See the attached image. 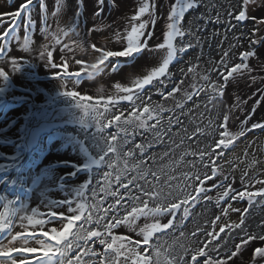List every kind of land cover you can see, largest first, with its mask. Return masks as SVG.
I'll use <instances>...</instances> for the list:
<instances>
[{"label":"rangeland","instance_id":"374dc122","mask_svg":"<svg viewBox=\"0 0 264 264\" xmlns=\"http://www.w3.org/2000/svg\"><path fill=\"white\" fill-rule=\"evenodd\" d=\"M70 1L71 2H69V0H45V1L32 0V3L28 5V8L30 10L29 14L32 17V21L33 24L35 25V28L37 27V23L36 21H34V18H36L37 13H39V23L42 25V31H40L38 35V37L39 36L41 37L39 41L41 49L43 50L45 46L49 47L50 45L53 47L55 43L56 33H53L52 31L53 30L56 31V29L59 27V24H61L59 29H63L67 31L68 35H70V37L67 38L66 44H68V48H71L72 51H69L68 49V51L65 54H63V51H60V54H58V52L55 51L56 60L61 59L60 60L61 62L52 61V63L57 64V68L53 69L49 65V71L47 70V72L45 69H35V66L38 67V65L34 64L35 59L21 57L26 62L17 63L20 66L19 70L20 69L22 70L23 68L34 69L33 81L36 82H33L31 85L24 80L26 84H23L22 86L18 85L20 88L27 90V93H24L25 90L22 89L19 90L17 84L20 83H18L17 81H13V79H11L10 84L4 85L0 83V88L3 87L4 91L9 95L11 99L15 100V96H19L16 97L17 99L24 97V100L23 102H21L22 104L20 105L16 104V102H19L21 99L16 100V102L15 101L8 102L10 98L5 94L3 95L2 98L7 99V102H4V99L0 98V137L4 140L9 139V136L5 135L3 129L11 127L18 119V117L21 119L22 117L26 116V114L28 113V109H30L31 107L27 101L32 100V102H34V97L33 99H31L29 96H32L31 92L33 93L36 92L35 87L38 86V84L43 85L42 82H45L47 84L46 87L48 88H45L46 90L53 89V91L55 92V95H53L54 99L48 98L44 101V103L54 102L56 100L59 101L62 100L64 96L63 93L65 91H77L81 97L90 96L92 98L91 101H82V102L91 103V104L99 103V111H103L102 117L105 120V122L99 124V126L104 129L103 132H99L97 130V125L94 126L90 124V126H85L86 128L83 127L84 133L81 134L83 140H85L88 135L90 136L89 141L86 140L91 144L90 153H93V155L97 157L99 160L101 156H104V159L100 160L101 164L94 169V179L92 178V184H91L92 186L91 185L90 186L91 188H95L97 194L95 198H92L91 192L88 193L89 203H96L98 201H103V207L106 208L109 203L113 202L114 198L111 196H106L105 192H101L99 191V189L104 187V182H103L104 172L112 173V177H110V179L112 180V190H116L117 188H119V185H116L114 182L116 169H110L107 167L108 160L110 158L114 159L115 154L108 153V155H104V152L101 150L102 148L106 147L104 140L101 139L100 147H96L91 138L93 134H95L96 136H107L111 133H116L118 131L115 125L120 122L114 121L112 127H106V118H114L116 115H120L121 121H123L124 119L130 116V111L125 109V107H128L130 105L125 106L124 102L129 103V101L126 100H119V103L116 106H113V104L111 103H107L111 98L117 96L122 97L126 95V93H118L115 88V85L119 83L122 86H131L133 79L137 77H143L148 73L149 70L158 66L162 62L164 51L163 50L160 51L157 50L155 52L145 51L144 53L140 54L138 57H140L141 55L144 56L146 60L148 59L147 60L148 63L138 64L137 67L134 68L131 67V63H127L126 64L127 75H121V77H116L115 80L112 79V75L114 73H112L110 69H106L101 75L97 77L103 83L102 86L99 85L95 86L93 84L89 86L86 85L84 87L77 86L74 83V78H73V81H70L71 87L68 86L62 87V83L60 82L59 77L64 74L63 59L64 58L68 59L69 58L67 57L68 54L73 60L69 62L68 72L80 71L82 76L81 80L87 79V71H86L87 65L91 62H94L95 58L99 55V53H96L91 49V46L90 48L88 47L89 45H91V43H93V41L90 40L89 37L82 36L79 39H77L74 37V35H71V33L69 32V29L74 24L71 22L73 20L71 17L72 15L70 14H72V12H74L75 10V4L72 3V0ZM42 2L44 4V8H46V12L44 11V9L41 8ZM168 2H171V4ZM25 3H27V0H0V21H2V23H0V30L2 31V33L1 31L0 33L3 34L4 33L3 30H5L6 28L7 30L14 29L16 22L20 26L23 24L21 29L19 27V29L14 33L10 32L9 36L5 38L8 41L9 38L12 39V37L14 36H17L18 39H22L23 42L19 43V46L21 52L23 53H27L23 50V45H24L23 43L25 40V36L27 34L29 33L31 34L30 49L33 46V43L37 42L36 35L34 33V28L26 29L24 27V25L27 23V16L25 15V12H21V16L16 19L15 24L12 22V17L8 19V17L5 18L3 14L5 13L8 14L9 16H12L11 14L16 11H19L21 9V6L24 5ZM58 3L62 5L61 7H59L60 8L59 13H58L59 10ZM166 3L170 4V5H166L167 8L170 9V7L175 3V0H165V4ZM98 5L100 6V8L102 7V5H100L99 3ZM215 7L217 11L213 10V8ZM256 7H257L256 12H253L254 8ZM241 10H246L249 19L244 21H236L234 17L238 15ZM188 11H189L188 14L183 18L182 27L187 31H190L192 35L186 34L183 37V41L184 42L191 41V43L195 46L187 49L181 56L178 57L177 60L173 61L172 64H170L172 65L171 69L169 68L170 70L169 72L171 73V77H170L171 82L167 84V88L163 89L165 92L172 89V87L179 80L178 77L183 71L187 72L186 69H188L189 66L192 64L194 58H197L199 60L201 59L203 53L208 54L209 46L215 47L214 48L215 51H213L212 48L210 49L209 58H211L215 54L221 56L225 51L228 52V56L235 55V57L236 56L238 57L241 56L243 52L249 51V47H246L245 50L240 51L238 53L242 45H246V44L250 46L264 45V23L260 22L264 20V0H256L255 3H250L249 5H247L246 9L243 0H202L199 7L195 9H189ZM137 13L138 11H135V14L129 12V14H125V15L122 14L119 17L117 23L121 24L119 27V31L121 33L120 38L105 35L99 37L98 40H95L93 44H95L96 46L102 45L100 46V48H104L107 50H122L126 44V39L124 37L126 36V33L130 31L128 29V27L130 26V22L129 20L126 19L128 17L129 19H131L133 16L137 15ZM230 13L231 16L229 15ZM45 15L47 16V20H45L44 18ZM165 26L166 24L163 22L161 24V27L164 28ZM45 29H47L48 35H45ZM60 33L63 34L62 32ZM197 38H199L200 41L199 44L196 43ZM252 40H256L258 41V43L253 44L251 42ZM176 42L178 45L181 44V38L178 37ZM110 44L113 45V49H109ZM236 44L237 47H235ZM0 46H3V42H0ZM114 46H116L117 48H115ZM62 47L60 48V50L62 49ZM75 48L78 49L80 53H83V56H81L80 59H75L74 55L72 54ZM84 49L87 50L91 49L92 51L88 52ZM120 59L124 60V58H120ZM75 60H80L82 63L75 64L74 63ZM263 60H264L263 56H258L257 62H262ZM5 62H7V60H5ZM199 64H203V62L199 60ZM122 66H124L123 63L121 64L120 68ZM258 70L259 68L255 69V72H258ZM206 75L209 77V79L207 81L205 80L201 81L204 82L203 91H199L196 94H193L191 100H187V98L184 97L180 99V97H177L175 95L174 97L170 96L167 100H164L160 95H157L155 97L154 96L155 92H153L150 94L151 100L145 99L144 104L141 105V110L143 106H151L154 105L155 103L162 104L165 108L173 109L172 112L166 111L161 114L163 117L162 124L164 126V131L166 133L163 136V141H164L163 144L155 143L154 137L151 132L145 133L142 129H138L135 132H133V125L124 126L128 129V133H129L128 139L131 141L132 137L135 136L134 143H142L145 139L148 141H153V147L148 150V153L145 154L144 159L147 160V164L151 166L153 171H156L160 174L161 179L157 187L164 186L166 182H168L169 176H175L177 178L175 180L170 181L172 185H176L177 183H180L181 186L183 187L185 182L183 175L184 173L192 174L195 172H200V173H208L210 175L211 169L215 167L218 173L217 177H215L212 180H208L205 183L204 187L211 188L213 184H218L221 179V174H223L229 177V181L232 183V187L237 190H241L244 188L245 185H247V190L258 191L261 188H264V184L255 183L256 180H264V129L247 131L243 136L237 137L229 145V148L224 151L223 156H218L214 154L212 158H209V156L207 155L208 152L212 151V148L209 147V145H212L214 147L215 143L218 142V140L221 138L225 139V142H227L228 137H221L219 135V133L223 131V129H221L219 125L222 123V118L225 114L229 115L230 114L229 112H232V115L236 116L238 110L237 105L240 104V101L237 102L236 99L232 98L231 100L232 104H229L228 102H226L225 96L223 97L217 96V98L210 99V97L216 94L212 92L209 85L212 83H216L219 85L224 83V81L219 76H215V77L213 76L212 78L211 74H206ZM249 77L260 80L264 78V73L263 74L253 73ZM238 78H241V76ZM231 80H230V85H231ZM52 86L54 88H52ZM12 87L16 88L21 92L23 91V94L17 93L15 90L12 89ZM8 88H10L11 91ZM196 88H198V86H196ZM1 95L2 94H0V96ZM68 99H72V98L69 97ZM171 99H173V102L169 101ZM66 101H67L66 103H70V104H72L71 102L75 103L74 100L73 101L66 100ZM177 101L183 102L184 107L183 108L176 107ZM259 102L263 103L264 98ZM137 103H139V101ZM230 106L232 107L229 108ZM105 107H107L109 111H105ZM252 110L253 107H249L247 109H244V112L245 111L248 112ZM89 115L91 116V114ZM251 115H253L252 112L249 115H247V117ZM98 116L100 118L101 115ZM169 116L172 117L173 121H175L176 118L179 117V120L182 122L181 124H173L170 131L168 130V119H167ZM209 121H211V124L209 123ZM152 123H155V121H149V124ZM260 123H264V121H260ZM228 129L232 133H237L241 130V127L240 125H234L233 127ZM85 133L87 136L84 135ZM123 138H124V133L121 132L120 139H118L117 141H111V140L108 141V143H116L118 150L121 154V160L117 162V167L123 166V160L126 158L124 156V153L127 152L128 150L133 149V142H129L125 145L123 144ZM60 148L61 147L58 144H54L52 146V149H55L56 151H58V149ZM1 150L6 157V153H7L6 150L4 148H2ZM136 151L139 152L138 149ZM201 151L205 153L203 162L200 161V157H199V153ZM219 151L220 150L217 149V152ZM164 152H167L168 155L164 156L163 159H161V155ZM186 152L188 153L195 152L197 153V155L196 156L184 155ZM64 154L54 156L48 162H43L41 165L44 167V169H49L53 172L58 173V170H60V167H62L61 165H69L75 163V161L70 156V154H67L66 151L64 152ZM149 154H154L155 163H153L151 159H148ZM2 155L3 154H0V157H2ZM5 157L2 160L0 159V171L4 170V165L1 163H5ZM37 157H38V153L33 151L29 153L28 156L24 155L22 159L26 160L27 162H31L32 159H35ZM182 157L183 159H181ZM213 160L215 161L214 164H213ZM192 161H195V167H192L190 163ZM133 162L134 161H129L130 164ZM205 164H207L208 167H204ZM231 167L234 168L233 171H230ZM10 171L13 172L12 170ZM25 171L26 170L24 169V171L20 174V181L18 183V186L23 185V188L21 190L30 193L32 191V187L31 184L27 183L26 181ZM36 171L38 172V169L36 170L35 168H32L30 174L35 175ZM134 174L135 173H132V175ZM63 178H66V174H60V176H53L51 181H49L47 184L42 185L41 191L46 193L53 191V188L55 187H59V191H63L65 195L68 194L74 195L76 191H73L72 189L68 188L67 182H66L67 187L66 188L63 187L64 186L63 184H65L63 182ZM129 178L131 177L129 176ZM242 178L244 179V184L241 183ZM148 179L152 180L153 183H156L155 178L152 177L151 175L148 176ZM97 181H99V183H97ZM8 182L9 179H4V177L3 179H0V203H2V200L5 197L3 209L8 205L9 202L13 204V201L16 200L15 196L13 197L7 196L9 195ZM139 183L143 185L144 181H139ZM187 183H192V181H187ZM144 186L146 188L151 187V185H144ZM194 187L188 189L191 192H193ZM25 189H27L28 191H26ZM164 190L168 191L169 189L165 187ZM222 190H223L222 188L221 189L212 188L211 191H208L206 194L201 193V196H205V195L211 196L212 199L211 200L201 199L199 203H195L193 201V203H195V207H192L191 204H189L188 207L190 208V215L188 219L185 221L182 228H177L176 223H174L172 229H168L164 233H157L156 236L153 237L154 241L157 239V237L159 238V244L163 246L161 248L162 252L164 251V249L168 248L169 246H172V251L171 253H169L170 255L182 254L184 249L180 247L181 244L184 245V248H188V249L202 248L205 243H207L209 240L212 239L211 237L207 236L208 232H213L214 235L219 233L218 239L213 240L212 243L208 244V248L205 249V251L208 252V254L211 253L210 250L214 246L218 247L220 242H223V245H225L228 242L229 239L228 237L239 232L240 237H237L238 240L236 244L231 245V249H233V247L235 246V250H236V245L242 244V237H243L242 229H246L248 233H254L257 235L264 234V197H256L255 202L252 203L250 206L247 199L232 200L230 193L229 197L224 198L221 201L220 206L218 207L216 205V199ZM121 191L123 190L121 189ZM197 199L200 198L198 197ZM52 200L56 201L57 199L53 198ZM229 203H231L232 209H240V211H232V209H228L227 216L223 215L222 209L226 208ZM25 204H26V200L24 199V202L23 204H21V207H23ZM245 209H247V214L243 216L244 224L239 229L230 230L227 227V225L239 224ZM50 210L55 211L53 209H47L46 211H44L45 214ZM56 212L59 215L63 211H60V213L58 211ZM64 212H66V210H64ZM85 215H87V213ZM93 215L95 216L96 213L93 212ZM111 215H114V213H110V216ZM121 215H123L122 212ZM217 215L220 216L219 221L215 220V217ZM179 219L180 216L178 214L177 221ZM167 220L168 217L166 218L165 221H162V223H166ZM80 221H81L80 225H82L84 221L83 220ZM213 222H215L214 227H213ZM222 226L225 227L224 233L219 232V229ZM28 230L36 231V232L39 231V229L36 228L33 229L32 227L29 226H28ZM181 231L184 232V236L180 235ZM230 231H231V235H229ZM193 232H197V235L193 236L192 235ZM128 236H131L133 239H142L141 237H136L134 235H128ZM37 247H39V245H37ZM100 247L101 246L99 244L96 245L97 249H99ZM228 253L230 252L223 250L220 257L224 258L228 255ZM185 259H188V257H185ZM198 259L203 261L205 257H200ZM216 260L218 261V258H216Z\"/></svg>","mask_w":264,"mask_h":264},{"label":"snow or ice","instance_id":"6c2138e0","mask_svg":"<svg viewBox=\"0 0 264 264\" xmlns=\"http://www.w3.org/2000/svg\"><path fill=\"white\" fill-rule=\"evenodd\" d=\"M201 2L202 0H175V3L170 7V13L167 17V31L164 34L163 41L158 45L150 47L148 43L153 36V32L148 31L149 23L154 26L157 20L155 16V0H144L139 7L137 15L131 18L133 21L140 22L138 24H133L130 31L126 33L124 37L126 39V44L122 50H107L97 47L95 44L91 45V49L99 53V55L95 58L94 62L87 65V79L90 80L101 75L106 69H110L112 73L117 72L122 63H131L145 51H164L162 62L149 70L143 77L133 79L131 86H122L119 83L115 85L118 93H126V95L111 98L107 103L116 106L119 100L130 102V116L128 118L123 121H121L120 115H116L114 118H106V127H112L114 121L120 122L115 125L118 131L107 136H96L93 134L91 138L96 147H100L101 139L104 140L106 147L101 149L104 155H108V153L115 154L114 159L110 158L108 160L107 167L116 169L114 182L116 185H119V188L112 190V180L110 179L112 173L104 172V187L100 188L99 191L105 192L106 196H111L114 200L109 203L106 208L103 207V201L89 203L88 193L91 192L92 198H95L97 194L95 188H89V185L92 184V178H90L88 182L78 188L75 193L78 198L77 207H73L74 201L72 199H65L52 204L53 208L66 207V212L72 213V215L64 213L58 215L56 211L50 210L47 213L48 217L52 218V220H58L60 224L59 228L52 227L50 231L44 230L45 224L48 223V221L44 219H34L36 213L33 212L31 215L23 216L21 219L27 220L28 225L33 229L39 226V231H29L28 226L22 223L21 227L24 228V231L14 233L12 231L13 220L9 215L8 207H5L4 212L0 213V233H6V235L0 237V258H3L0 259V264H227L226 260H213L208 252L205 251V249L208 248V244L218 239L219 233L214 235L213 232H208L207 236L212 239L205 243L202 248L188 249L184 248V245L181 244L180 247L184 249V251L182 254L178 255L169 254L172 251V246H169L162 252L161 248L163 246L159 244V238L157 237L154 241L153 237H155L157 233H164L166 230L172 229L174 223H176L177 228H182L190 215V208L188 205L191 204L192 207H195V203H199L201 199L211 200V196H201V193L206 194L208 191H211L212 188L223 189L216 199V205L218 207L224 198L229 197L230 193L232 200L247 199L251 206V204L255 202L256 197H264V188L258 191H249L247 190V185H245L243 189L237 190L232 187L229 177L223 174H221V179L218 184H213L211 188H206L204 187L205 183L218 175L215 167L211 169L210 175L200 172L192 174L184 173L185 182L183 187L180 183L176 185L170 183V181L177 179L175 176H169L168 182H166L164 186L157 187L161 179L160 174L153 171L151 166L147 164V160L144 159L145 154L153 147V141L145 139L142 143H134L135 136H133L130 141L128 139V129L124 127L133 125V132L138 129H142L145 133L151 132L155 143L163 144V136L166 133L162 124L163 117L161 114L166 111L172 112L173 109L165 108L162 104L155 103L151 106H143L141 110V105L144 104L145 99L151 100L150 94L153 92L159 94L164 100H167L170 96L174 97L176 92L181 91L179 84H183V80L167 92L163 89L167 88V84L171 82V73L169 72L170 64L177 60L187 49L195 46L191 41H183V37L186 34L192 35V33L182 27V21L185 13L189 9L199 7ZM255 2L256 0H243L245 9L247 5ZM31 3L32 0H27V3L22 5L19 11L11 14L14 24L16 19L21 16V12H25L27 23L24 27L26 29L35 27L28 8V5ZM103 3L104 0H99L100 5H103ZM61 6L62 5L58 3V8ZM41 8L46 12L43 2L41 3ZM145 15L148 16V20L142 21L140 18ZM229 15L231 16V13ZM44 18L47 20L46 15ZM234 19L236 21H244L249 19V17L247 16L246 10H241ZM260 22L264 23V20ZM0 23H2V21H0ZM19 27V24H15L14 29H9L5 31L3 35H0V42H3V46H0V54H4L8 48L9 41L5 38L9 36L10 32L17 31ZM59 31L65 36L68 35V32L63 29ZM72 31H75V29L73 28ZM45 35H48L47 29H45ZM120 35V33H117V38H120ZM177 37L181 38V44L179 45L176 42ZM251 42L253 44L258 43L256 40H252ZM30 43L31 34L29 33L25 36L24 40L23 50L25 52L31 51ZM55 43H61L58 36L55 38ZM196 43H200L199 38H197ZM63 48H68V45H63L61 50H63ZM69 51H72V49L69 48ZM52 55L53 53L48 50L47 46L40 52V58L42 60L46 59L50 67L55 69L57 68V64L51 63ZM256 55L257 53L251 50L243 52L240 56L241 63L231 67L226 75L223 71L216 69L219 71V75L223 78L224 83L219 85L212 83L209 85L212 92L216 94L210 97V99L217 98V96L223 97L224 89L230 78L236 79L245 75V70L250 73L251 68L246 61L249 57H255ZM227 57L228 52L225 51L219 62L224 68L228 67ZM120 58H124V60ZM71 61L72 58L69 57L63 63L64 74L59 77L62 87H67V83L73 81V78L75 84H80L81 82L82 76L80 71L68 72V65ZM74 63L81 64L82 62L80 60H75ZM12 64L15 69L19 70L20 66L15 60L12 61ZM194 68L195 66L189 67L187 71L192 73ZM0 77H3L4 80L8 79V75L2 70H0ZM202 78L205 81L209 79L207 75H204ZM193 87H195V85H193ZM145 89H147V91H145ZM63 94L72 98L77 106L84 112L85 116L91 113L95 119L99 120V116L96 115L99 111V103L91 104L82 102L91 101L92 98L90 96L81 97L77 91H65ZM193 94L184 93L187 100H191ZM138 101L139 103H137ZM176 107L183 108V102L177 101ZM105 111H109V109L105 107ZM167 119L169 131L173 124L182 123L179 117H177L175 121H173L171 116ZM149 121H155V123L149 124ZM228 121L229 115L225 114L222 118V123L219 125V127L223 129L219 135L221 137H228L227 142H225V139L221 138L215 143L214 147L209 145V147L212 148V151L207 153L209 158H212L214 154L223 156L224 151L229 148V145L237 137L243 136L247 131L264 129V123L257 122L252 124L249 128L242 127L239 132L232 133L228 129ZM209 123L211 124V121H209ZM241 123L242 125L247 124V118ZM97 130L99 132L104 131L99 124H97ZM121 132L124 133L123 144L126 145L129 142H133V149L124 153L126 158L123 160V166L117 167V162L121 160V154L117 144L108 143V141H117L120 139ZM137 149L139 152L136 151ZM217 149L220 151L217 152ZM167 155L168 153L164 152L161 155V159ZM184 155L196 156L197 153L186 152ZM204 155L205 153L203 151L199 153L201 162H203ZM103 159L104 156H101L100 160ZM148 159H151L153 163H155L154 154H149ZM181 159H183V157ZM129 161L134 162L130 164ZM190 163L192 167H195V161ZM214 163L215 161L213 160V164ZM94 165H99V161L90 159L87 165L89 173H91ZM204 167H208V165L205 164ZM132 173L135 174L132 175ZM149 175L155 178L156 183L148 179ZM129 176L131 178H129ZM139 181H144V184H140ZM187 181H192V183H187ZM97 183H99V181H97ZM241 183L244 184L243 178L241 179ZM255 183L264 184V180H256ZM144 185H151V187L146 188ZM165 187L169 190L165 191ZM193 187V192L185 191L186 188ZM121 189L123 191H121ZM198 197L200 199H197ZM193 201L195 203H193ZM228 209H232L231 203H229L226 208L222 209V214L227 216ZM232 211H240V209H232ZM93 212L96 213L95 216ZM121 212L123 215H121ZM86 213L87 215H85ZM110 213H114V215L110 216ZM178 214L180 219L177 221ZM246 214L247 209L244 210L239 224H229L227 227L230 230L241 228L244 224L243 216ZM163 217H168L166 223L161 222ZM142 218L144 223L140 226L137 222ZM82 219L84 223L76 227V222ZM215 220L219 221L220 216L217 215ZM93 224L96 225L94 229L90 227ZM121 225L126 226L130 232L135 233L136 237H141L142 239H133L128 235L114 234L113 229H117ZM214 226L215 222H213V227ZM74 227L75 231H73ZM242 231V244L236 245V250L231 252L228 259L237 256L243 245L248 244L250 240L264 241V234L257 235L248 233L246 229H242ZM219 232L224 233L225 227H220ZM180 235L184 236V232L181 231ZM192 235H197V232H193ZM229 235H231V231ZM237 235H239V233ZM5 241H7V243H5ZM17 241H19V243H17ZM97 244L101 246L99 249L96 248ZM36 245H39V247ZM210 251H218V247L214 246ZM185 257H188V259H185ZM200 257H205V259L201 261L198 259ZM250 264H264V247L255 248L254 254L250 258Z\"/></svg>","mask_w":264,"mask_h":264},{"label":"flooded vegetation","instance_id":"af4514ba","mask_svg":"<svg viewBox=\"0 0 264 264\" xmlns=\"http://www.w3.org/2000/svg\"><path fill=\"white\" fill-rule=\"evenodd\" d=\"M69 2H71V1L69 0ZM143 2H144V0H104V3L102 5V7L100 8V6L98 5L99 0H75V1L72 0V3L75 4V10L70 15H72L71 17L73 20L71 22L74 24L69 29V32L71 33V35H74V37L77 39H79L82 36L89 37V39L92 40L93 43L95 42V40H98L99 37H102L105 35L117 37V33H120L119 27L121 25V24L117 23V20H119V17L122 14H124V15L129 14V12L135 14V11L139 10V7L141 6V4ZM168 3L171 4V2H168ZM168 3L165 4V0H160L159 6L156 7L157 4L155 5V16L157 17V20H156V23L154 26L151 23H149L148 31H150V30L157 31L156 27L161 26V24L163 22L166 24L167 17L170 13V9L167 8V6H166V5H170ZM213 10L217 11L216 7L213 8ZM256 10H257V7L254 8L253 12H256ZM199 11H200V9H199ZM188 12L189 11H187L184 16H186L188 14ZM58 13H59V11H58ZM64 13H67V12H64ZM253 16H256V15H253ZM140 19L142 21H147L148 16L145 15V16L141 17ZM126 20H129V22H130V26L128 27L129 30L131 29V26L133 24H138L140 22V21H136V23H135V21H133L132 19H129V17ZM60 25L61 24H59V27L56 29V31L53 30L52 32L56 33V37L58 36L61 43L60 44L54 43L53 47L50 45L47 48L52 53L54 50V52L55 51L56 52L63 51V54H65L67 52L66 50H68L69 48H65V50H59V49L63 45H68V44H66V42H67V38L70 37V35L65 36V35L61 34L59 31ZM166 27L167 26H165L164 28H166ZM73 28L75 29V31H72ZM164 28H162V29H164ZM161 30H159V31H161ZM177 39H178V37H177ZM93 43H91V45ZM91 45H89L88 47L90 48ZM100 46H102V45H99L97 47H100ZM109 46H110L109 49H113V45L110 44ZM103 47H106V46H103ZM114 47L117 48L116 46H114ZM235 47H237V44L235 45ZM246 47H249V50L255 51L258 54L255 57H249L248 60L246 61V63L248 65L251 64V61H253L254 65H255L251 74H245V77L248 78L253 73L258 74V72H255V69L260 68V67H264V60L262 62H257L258 56H261L260 51L263 49V45H261V46L260 45L250 46L247 44L242 45L241 49L238 51V53L240 51L245 50ZM211 48L213 49V51H215L214 46H209L208 47V54L203 53L201 59H199L200 61L203 62V64H199V60L197 58H194V61L189 66V67L195 66L194 71L192 73H189L187 71L188 69H186L187 72L183 71L180 74V76L178 77L179 80L177 81L176 84H179V82L181 80H183L184 82H183V84H179L181 91L176 92L175 96L180 97V99H181L183 97L186 98V96L184 95L185 92H187L189 94H193V93H197L199 91H203L201 89H204V85H203L204 82H201V81H203L204 79L203 78H201V79L197 78L198 72H200V75L202 77L206 74H211L212 78H213V76L214 77L215 76L220 77L219 71H223L226 75L227 71L230 70L231 67H234L236 64L241 63L240 56H238V57L237 56L235 57V55L228 56L226 58L228 61V67L224 68L219 63L221 61V58L223 55L220 56L218 54H215L213 57L209 58V53H210ZM8 50H9L10 56L19 57V55H18L19 51L16 49V47L14 45H10ZM84 50H86L88 52L92 51L91 49L90 50L84 49ZM55 53L52 55L53 60L56 59ZM72 54L74 55L75 59H80V58H77V55L74 52H72ZM67 57H70V55L68 54ZM252 59H254V60H252ZM16 62H18V61H16ZM171 67H172V65L169 66L170 69H171ZM216 69H219V71H217ZM13 77H15V75H13ZM116 77H121V75L116 76ZM112 79L115 80L114 77H112ZM231 79L232 78H230L229 81ZM17 82L20 83V84H17V87H18V85L24 84V82H22V81H17ZM42 83H43V85L40 84V87L46 85L45 82H42ZM227 84H228V88L231 89L230 82ZM193 85H195V87H193ZM196 86H198V88H196ZM145 90H147V89H145ZM224 90H225L224 91V94H225L226 88ZM46 91H47V93L43 94V96L39 95L37 97V95L34 96V94H33L34 102H32V100L27 101L31 107H30V109H28V113L26 114V116L22 117L21 119L18 117V119L15 121V123L11 127L3 129V131L5 132V135L9 136V139L4 140L0 137V153H3L1 150L2 148H4L7 152L6 157H5V164H4V167L7 166L5 168L6 173L1 175V176H3L4 179H9V182H8L9 193H11L12 190H14L11 197H13V196L17 197L20 195H23V197L26 196L24 198L26 200V204L23 207H21V204H23V203L20 201H17V200L14 201V204H10L8 206L9 215L11 216V218L13 220L12 231L14 233L24 231L23 227L18 228V224L21 222V218L23 216L28 215V212L26 209L29 206V203L27 204V199L33 193V191H31L30 193H27L25 191L19 192V190L16 189V186L18 185V183L20 181V174L24 171V169H27V167H31L34 162H37L39 166L43 162H47V159L45 157L50 153L51 145L53 146L54 144H58L59 146H61L63 148V150H65L67 148H68V150H71L70 154L75 155V157H73V155H70V156L73 159H75V163L69 164V165L77 167L79 170H83L86 173L85 178L80 183L78 182L79 184L76 187H75V184L77 183L78 180L75 177L71 178V179H73L72 180L73 181V186H72L73 191H77V189L80 188L83 184L87 183L90 178L94 179V169L97 168L98 165H94L92 170H91V173H89V169L87 168V165H88L90 159L98 160L99 165L101 164V161L97 157H95L93 155V153H90L91 144L86 141V140L89 141L90 136L89 135L87 136L85 133L84 135H86L87 138L85 140H83L81 137V134L84 133L83 127L90 126V125H81L80 122L77 125H69V126L63 125L62 127H58L56 129L52 130L50 133H45L44 130H40V131L38 130L36 124L40 120L39 116L42 113H49L48 111L56 109V108H60L61 106L77 105L76 102L75 103L71 102L72 104L66 103L67 102L66 100H72L73 101V99H68L69 97H66L65 95L63 96V99L60 101L56 100L54 102L44 103V101L48 98L54 99L53 95H55V92L53 91V89H52V91H50V90H46ZM0 93L2 94L0 97H3L4 94L9 97V95L5 91L0 90ZM17 93L20 94V91L17 90ZM157 95H159V94H156V93L154 94L155 97ZM12 96H14V95H12ZM15 97H18V96H15ZM33 97L31 99H33ZM169 101L173 102V99H171ZM5 102H7V100ZM8 102H10V101H8ZM21 102H23V99H21L19 102H16V104L20 105V104H22ZM124 104H125V106H128V105H130V102L129 103L124 102ZM125 109L129 110V106L125 107ZM102 114H103V111H98V113L96 114L97 116L101 115L100 116V118H101L100 124L102 122L103 123L105 122V120L102 117ZM82 116H84V114ZM91 116L93 117L92 114H91ZM19 119H20V122H19ZM97 124L98 123H94L93 125L96 126ZM17 135H18V137H17ZM70 141L75 142L78 145L76 147H71V149H70V147H69ZM32 150L35 151L36 153H38L37 158L32 159L31 162H27L26 160L22 159V157L24 155L28 156L29 153L33 152ZM9 169L12 170L13 172H11ZM36 174H37V171H36ZM60 174H62V173H60ZM60 174L56 173L53 176H60ZM15 175H16V177H15ZM1 176H0V179H3V177H1ZM67 181L68 180H66V178H63V182L65 183V184H63L64 188L67 187V183H68ZM69 186L70 185L68 183V188H69ZM91 186L89 188H91ZM25 190H27V189H25ZM58 192H59V187H55V188H53V191L46 192V194H49V193L54 194V193H58ZM17 199H20V198L18 197ZM65 199H72L74 201L73 207H77L78 198L76 197L75 194L74 195H71V194L64 195L62 197V199H57L55 202L58 203V202L63 201ZM28 202H29V200H28ZM62 208H64V210H66V207H62ZM64 210H61V211H63L62 213L70 215L69 213L64 212ZM47 213L48 212H46V214H45L44 211L40 212V214L42 216H47ZM48 220H49V218L45 219V221H48ZM80 224H81V221H77L76 227H79ZM205 225H207V224H205ZM56 227L59 228L60 225H58ZM90 227L94 229L96 227V225L93 224ZM73 230H75V227ZM238 233H235L234 235L228 237L229 238V239L227 238L228 242L225 245H223V242H220L218 245V251H211L209 256H211L213 260H216V258H218V261L219 260H227L228 257L231 255V252L235 251V246L233 247V249H231V245L236 244V242L238 240L237 237H240L239 235H237ZM4 235H6V233H0V237H2ZM128 235H134L135 236V233L131 232V234L128 233ZM5 243H7V241ZM17 243H19V241H17ZM219 246H221V247H219ZM245 246H247V244L243 245L242 249H244ZM223 250H226L230 253H228L227 256L225 254L226 257L221 258L220 255L222 254ZM213 253H215V254H213ZM211 254H213V255H211ZM240 254H241V251L237 256L232 257V258L239 257L238 259H244L245 257H243ZM248 256L249 255H247L246 258ZM0 259H3V258H0ZM236 264H238V263L236 262Z\"/></svg>","mask_w":264,"mask_h":264},{"label":"bare ground","instance_id":"6f19581e","mask_svg":"<svg viewBox=\"0 0 264 264\" xmlns=\"http://www.w3.org/2000/svg\"><path fill=\"white\" fill-rule=\"evenodd\" d=\"M159 3H160V0H155V5L157 4L156 7L159 6ZM34 21H36L37 23V27L36 28L34 27V33L36 35L37 42L33 43V46L31 47V51L25 53V56L27 58L35 59L36 63L39 65V68L45 69L47 72V70L49 71V64L47 63L46 59L42 60L40 58L41 50L39 49L40 48L39 41L41 37L40 36L38 37V35L40 31H42V26L39 23V13H37V16L36 18H34ZM161 29H162L161 26H158L156 27L157 31L150 30L153 32V36H152V39L148 42L149 46L152 47V46L158 45L159 43L163 41L164 34L167 31V27L162 30ZM15 42H17L16 36L12 37V39L9 41L10 45H14ZM63 50H65V48ZM73 52L77 55V58H81V56H83V53H80L79 50L76 48L74 49ZM58 54H60V52H58ZM260 54L261 56L264 57V45H263V49L260 51ZM147 60L144 56L141 55L140 57H137L134 61L131 62V67L134 68V67H137L138 64H146L148 63ZM126 64L127 63H123L124 66H122L118 70L117 73H114L112 77L116 79V76H119V74L127 75ZM249 67L251 68V72L249 73L247 72V70H245L246 74L252 73L255 67L253 61H251V64H249ZM0 68L6 70L11 75H15V77H13V81H24L25 80L31 85L33 82H36V81H33V71H31L30 69L16 70L15 68L10 66L9 62H5V60L0 61ZM258 73L263 74L264 67H260L258 70ZM197 78L199 79L202 78V76L200 75V72H198ZM0 81L9 83L8 79L4 80L3 77H0ZM229 82L230 81H228V83ZM92 84L95 86H98V85L102 86L103 83L100 81L99 78L96 77L95 79H91V80L90 79L81 80L80 84H76V85L84 87L86 85L89 86ZM70 85H71V82H68L67 86L71 87ZM52 88L54 87L52 86ZM8 89L10 90V88ZM12 89L17 92V90L14 87H12ZM39 95L43 96L42 93H40ZM224 96L226 98V102H228L229 104H232L231 103L232 98L236 99L237 102L240 101V104L237 105L238 110H237L236 116H233L232 112H229L230 114H229L228 128H231L234 125H240L241 128L242 127L249 128L255 122L264 121V102L263 103L259 102L260 100L264 98V78L258 80L252 77L246 78L245 75H243L241 76V78L233 79L231 81V89L228 88V84H227L226 94ZM249 107H253V110L244 112V109H247ZM48 112L49 113H42L39 116L41 121L37 123L36 125L39 131L44 130L46 128H50L58 123L60 124L66 123V121L69 123H73L71 125H77L79 124V122L81 125H90V124L93 125L94 123L100 124V121H101V118L97 120V119H94L90 115L85 116L84 112L77 105L61 106L60 108H56ZM251 112L253 113V115L247 117V115H249ZM78 114H80V117ZM83 114L84 116H82ZM245 118H247V124L242 125L241 122L244 121ZM66 126H69V125H66ZM69 143H70L69 144L70 149L71 147H76L78 145L77 143L72 142V141H70ZM53 150L54 149H51L50 153L45 157L47 159V162L54 156L64 154L65 151L67 152V154L71 153V150H68V148L65 150L62 149L58 153H55ZM70 155H73V154H70ZM73 157H75V155H73ZM73 160L75 161V159ZM61 166L62 167H60V170H58V173L66 174V180H68L67 182L70 185L69 186L70 189L73 188L72 187L73 179H71L72 177H75L78 180L77 183L75 184V187L78 186V184L85 178L86 173L83 170H79L77 167H74L71 165H61ZM32 168H35L36 170L38 169V172L36 175L30 174ZM56 173L57 172H53L49 169H44V167L41 165L39 166L37 162H34L31 167H27L25 171L26 181L27 183L31 184L32 191H33L32 195L27 199V204L29 203V206L27 207L26 210L28 212V215H31L33 212L36 213V216L34 217V219H37V220L44 219L45 220L49 218L48 223H46L44 227V229L48 231H50L52 227H56L60 225L59 221L52 220V218L48 217V215L42 216L40 212L46 211L47 209H53L60 213L61 210H64V208L62 207H58V208L52 207V204L56 203L52 199L53 198L62 199V197L65 195L63 191H59L58 193H54V194L53 193L46 194L41 191L42 185L47 184L49 181H51L53 175ZM69 214L72 215V213H69ZM166 218L167 217H163L161 221H165ZM22 223L25 226L31 227L30 225H28L27 220L21 219V222L18 224V228L21 227ZM143 223H144L143 218L137 222V224L140 226H142ZM37 227L36 229H39V226ZM113 233L116 235H125V234L127 235L128 233H131V232L127 229L126 226L121 225L119 228L113 229ZM256 247H264V241L250 240L247 246H245V248L241 250L240 255H242L245 258L238 259L239 257H237V258H231L229 260L227 259L226 260L227 264H236V262L238 264H250V258L253 256ZM247 255L249 256L246 258Z\"/></svg>","mask_w":264,"mask_h":264},{"label":"water","instance_id":"95a60500","mask_svg":"<svg viewBox=\"0 0 264 264\" xmlns=\"http://www.w3.org/2000/svg\"><path fill=\"white\" fill-rule=\"evenodd\" d=\"M64 124V123H63ZM65 124H70L69 122H67L66 121V123ZM39 125V124H38ZM59 125H61L60 123H58V124H56V125H54V126H52V127H50V128H47V130L48 131H50L51 129H53V128H55V127H57V126H59Z\"/></svg>","mask_w":264,"mask_h":264},{"label":"trees","instance_id":"16d2710c","mask_svg":"<svg viewBox=\"0 0 264 264\" xmlns=\"http://www.w3.org/2000/svg\"><path fill=\"white\" fill-rule=\"evenodd\" d=\"M234 168L231 167L230 171H233ZM228 170V169H227ZM186 192H191L188 188L185 189ZM183 195V194H180Z\"/></svg>","mask_w":264,"mask_h":264}]
</instances>
